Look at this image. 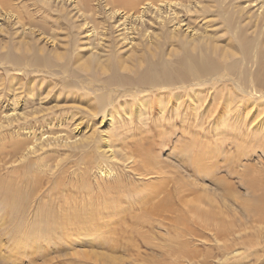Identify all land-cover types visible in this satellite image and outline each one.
Wrapping results in <instances>:
<instances>
[{
  "label": "bare ground",
  "instance_id": "bare-ground-1",
  "mask_svg": "<svg viewBox=\"0 0 264 264\" xmlns=\"http://www.w3.org/2000/svg\"><path fill=\"white\" fill-rule=\"evenodd\" d=\"M90 1L93 0H0V36L8 35L15 38L12 40L15 50L7 49L8 43L3 44L2 39H0V63L8 65L9 68H5L4 66L5 69H19L23 71H27V69L29 70L32 67L52 69L56 65L59 67L58 69L62 70V73L67 75L70 73L77 78L79 77V71H82L90 77V81H97L99 83L94 84L98 87L94 89H89L86 86L78 88L76 83L72 82H70L69 88L65 87L66 90L78 89L82 93V96L90 94L89 91V93H86V89L91 90L95 106L90 109L92 112L89 111L88 114L103 116L106 113L105 117L109 119L106 132L101 135L100 139L91 138L86 140L90 137L87 136L81 139L79 136L80 143L78 139L70 141L73 145L76 143V148H82L84 151L81 157L86 162H83L85 165V169L83 170L84 178L87 177L90 169L96 168L101 177H107L108 179L105 181V188H101L98 182L96 183L97 188L94 190L95 194L88 193L87 195H82V206L76 213L78 216L76 214L73 215L74 217L69 222L70 224H76L79 227L78 233L81 236L85 235L87 242L90 243V246H93L88 248V250L75 249L70 252L63 251L60 253V259H66L69 262L66 264H77L75 263V259H71L69 256L81 257L95 264H139L140 261L138 262V260L140 258L144 260V256H141L142 254H140L141 251L139 250L142 245L138 243H133L135 246L130 244L134 248L128 246V243L127 245H118L117 240L120 236L117 235L121 232L116 234L115 239H113L115 227L111 225L112 228L106 227L105 230H99L98 232L92 229L97 226V220H102L108 224L109 222L105 221L107 216H114L115 212H119L117 214H120L122 209L127 206L132 205L139 208L138 206L141 203L153 202L157 203L156 206L159 209L163 202L166 201V197L162 198V196H158L162 190L165 192L166 188L164 186L163 189L160 186V190L158 188L149 189V192L145 194V191L132 190V188L130 189V185L126 184L123 176L125 171L132 172L138 177L156 174L161 180L167 181V177L164 175L166 172L161 163H159L157 155L149 152V149L152 148L151 141H148L145 146L140 140L139 134L138 138L134 136L137 132L142 133L144 130L148 132L152 131L153 128L149 124L148 118H153L152 120L155 122L158 119L161 123V118H168L174 121L177 118L185 122L188 119L196 120L202 118L206 120L207 118L215 117L212 132L223 137L231 135L232 137L230 138L233 142L242 141L244 135L250 137L255 132H260L264 137V119L260 127L259 125L258 127H254L251 123L262 112L264 115V0H214V3H206V1L211 0H94L95 6ZM215 7H217L216 10L214 9ZM251 8L253 9L250 10ZM53 13L57 15L53 17ZM36 16L40 17L36 18ZM206 17H210V19L204 20ZM63 19L69 24L70 30L77 32L65 44L60 41L62 40L59 38L60 36L58 37V29L62 27L61 21ZM217 20L221 21L217 25L221 26L222 28H220L223 31L221 30L220 34L215 35L207 27L206 23H210L211 21L217 22ZM48 22L50 24H46ZM82 33H84L83 36H78V34ZM136 36L141 39L135 41ZM108 38L111 39V42L109 41L106 44L105 41L107 42L106 39ZM44 39H46L45 43L40 44V40ZM82 41L83 45L81 44ZM46 42L51 43V48H47ZM84 45L85 48L82 47ZM138 45L141 46L140 50H144L141 52L136 51L135 48ZM122 46H126V49L122 50ZM119 47L122 48L119 49ZM62 49L65 50L61 51ZM82 49L89 51V53L86 55L81 54ZM55 61L60 62L55 63ZM69 65L73 67L70 71L68 69ZM7 89L11 92L13 89L12 85H9ZM142 90L148 91L149 95L150 93L157 95L151 106L153 109L151 113L147 107L149 103L141 104L145 99L140 100L137 98V96L144 95L143 93L138 94ZM33 92L32 88H30L25 94L31 95ZM1 93L0 108L3 101L1 100ZM204 93H206L208 98L204 96ZM13 94L11 95V99L8 100L10 103L3 104V108L0 110V117H4L7 120L24 117V112L17 110V103L19 102L17 98L19 95L18 93ZM165 94L171 97L169 101L162 98ZM183 95H187L193 103H185ZM135 98L138 99L136 101H138L139 109L136 111V115H138L137 120L132 126L133 113L131 109L134 106H132V99ZM202 98H205L206 106L200 110L197 102ZM119 99H130V101L125 105H121L118 104ZM252 103H255L256 107ZM182 104H184L183 107H181ZM110 105L112 106L110 107ZM119 105L122 107H119ZM119 117L122 119L126 118L127 120L126 123L122 122L123 124H127L123 128L125 129L124 132H120L118 128L112 129L113 123ZM101 120L103 119L101 118ZM0 125L4 124L0 122ZM122 125L120 122L119 127ZM158 126L159 124H157ZM229 126L230 129H228ZM75 127L77 128L76 133L81 132L78 126ZM182 129L184 133L189 131L188 126L185 125H182ZM26 134L29 139L30 136L32 138L35 136L32 129L26 131ZM43 135L44 133L41 132V135L36 139H30L27 142H25L27 139L25 141L19 139L15 143V148H13L16 149L14 153H19L20 161L28 156L27 153L31 155L30 162L25 164L30 166V168L36 161L34 158L39 156L35 155L44 149V141H49L51 145L50 139L55 141L60 140L64 142V146L70 145L68 142V140H71L69 136L67 138L65 135L58 133H49L47 136L42 137ZM85 140L86 142H84ZM262 144L264 146V143H260L259 146ZM181 148L178 152L183 155L182 161L190 160L194 166L199 164L198 159L193 155V151L188 153L191 149H188L187 152L185 145H182ZM23 152H25L26 156ZM197 153L199 155V152ZM189 154L192 156L191 158ZM92 155H94V158ZM240 155H245V153L240 150L238 156ZM32 156L34 157L33 159ZM45 161L46 159L40 156L35 162H39L43 166L42 168L40 165L41 167H38L33 173L34 176H32L38 182H41L48 174V163L46 164ZM183 166L187 168L185 164ZM118 169L122 173H119ZM196 169H198L197 166ZM233 169L234 166L229 171L232 170V174L234 172L237 173V169ZM241 173L244 174L238 175L241 176L242 182L245 181L243 185L248 191L247 194L252 199H258L257 191L262 187L260 180L254 174V170L252 175L248 174L250 177H247V173H249L247 167ZM110 176L113 178L112 181L109 180ZM176 181H179V179ZM179 182V184L174 182L176 183L174 188L178 193V201L181 205V208H178L190 212V201L186 197L193 189L190 188V184L186 179H181ZM80 186L94 189L95 185L83 182ZM154 187L156 186L154 185ZM202 189L203 194H205L204 204L207 207L204 209V217L202 218L201 216V219L204 221L203 228L210 230L217 242L225 238L222 244H218V248H223V255L229 254L231 250H235L236 245H234V240L236 239L234 235L236 232H240L243 222L238 226L237 224L235 225L232 219L224 222V217L221 216L225 215V210H222V204L217 200L216 193L208 187ZM128 190H132V192H126ZM232 191L234 190L227 191V194ZM237 198L238 196L234 195L233 199ZM26 200V196L16 189H10V187L5 186L0 178V205L4 211L23 214L26 210ZM199 200L198 203H201V199ZM247 200L241 201L243 213L251 216L252 220H254L256 214L264 217V207L260 205L261 198L258 199V203L251 205L248 204ZM73 205L78 206V202ZM170 207H168V212L175 213L177 207ZM193 210H191V213ZM95 211L97 212L95 214H98L97 216L94 214ZM82 212L83 214L84 212L88 213V218L85 221L78 218ZM234 215L235 210H233ZM177 216L175 214V217ZM161 221L160 219L157 223ZM173 221L175 222L176 220ZM86 222H89V226H87ZM148 222L150 223V221ZM70 226L72 225H66L65 223L61 229L69 228ZM48 227L46 223L42 224V228ZM168 229V235L172 231L175 232L174 236L181 238L180 240L178 238L179 242L177 243L181 244L180 246L185 245L187 247L189 239L185 240V237L190 236L192 233L190 229L186 227L182 228L181 231ZM195 235L199 236L201 234L194 233ZM142 237L140 236L144 245L149 244V241L143 235ZM241 241L244 240L242 239ZM157 246L159 245L157 244ZM99 247H102L104 250H98ZM186 247H183V250L180 251L184 258L182 262L174 259L173 263L166 262V264H207V258L216 257L215 254L207 251V248L205 257L200 260L198 257L200 251L195 248ZM133 251H136V253ZM123 254L129 255L124 256ZM151 256L149 255L152 259ZM229 260L234 261L232 258H229ZM235 260L237 263L239 262L238 259ZM228 263L229 261L226 264Z\"/></svg>",
  "mask_w": 264,
  "mask_h": 264
},
{
  "label": "rangeland",
  "instance_id": "rangeland-1",
  "mask_svg": "<svg viewBox=\"0 0 264 264\" xmlns=\"http://www.w3.org/2000/svg\"><path fill=\"white\" fill-rule=\"evenodd\" d=\"M213 1L214 0L206 1V3H212ZM90 2L93 6H95L94 0ZM253 8H251L250 10H252ZM214 9L216 10L217 7H215ZM56 15L57 14L55 13L52 14L53 17H55ZM39 17L40 16H36V18ZM207 18L210 19V17H206L204 20H206ZM219 23H221V21L217 20V22H207L206 25L215 35H217L220 34L222 30V27L217 25ZM46 24L50 23L48 22ZM61 26L62 27L58 29V37L60 36L59 38L62 39L60 41L65 44L68 43V40L71 38V36L76 35L77 32L75 30H70L71 28L69 27V24L64 19L61 21ZM80 35L83 36L84 33L78 34V36ZM0 39H2L3 44L8 43L7 49L15 50L12 45V40L15 38H13L12 36L4 35ZM140 39L141 38L138 36L135 37V41H139ZM106 40V44H108L109 41L111 42L110 38ZM45 41L46 39L40 40V44L45 43ZM83 41L81 43L82 45L84 44ZM46 44L48 49L51 48V43L46 42ZM82 47L85 48V45ZM122 47H119V49H121ZM140 47V45L136 46V51L141 52L144 50H140ZM123 49L125 50L126 46L123 47L122 50ZM64 50L65 49H62L61 51ZM80 53L86 55L89 53V51H84V49H82ZM58 62L60 61H55V63ZM4 66L5 68H9L7 64L2 65L0 63V93L2 92L1 100H3L1 108H3V104L5 105L7 102H9L8 100L11 99V95H14L13 93H18L19 97L17 98V100L19 102L17 104L20 105H17V110L24 112V117L15 120H7L4 117H0V122L4 124L0 125V178L5 186L21 192L22 195L27 197V200L25 204L26 210L23 214H16L10 211L6 212L1 208L0 205V264H66L69 263L68 261H66V259H60L61 252H70L74 251L75 249L88 250V248H91V246H93H90V243L87 242V239H85V235L81 236V234L78 233L79 227L76 224H70L69 222L74 217L73 215H75L78 212V209H80V207L82 206V195L84 196L88 193L95 194L94 190L97 188L96 183L98 182L100 183L101 188H105V181L108 179L107 177H101L96 168L90 169L87 173V179L84 178L83 170L85 169V165L83 164V162H86L84 161V158H81L84 154V151L82 148H76V143H74L75 145L70 143V141L72 142L76 139H78L79 141V136L81 137V139H83V137L85 138L89 136L90 138H87L86 140H89L91 138L100 139L101 135L106 132V128L108 127L109 123V119L105 117L106 113L103 116H93L88 114L90 109L94 108L93 106H95L93 93H91L92 91L89 89L98 88L97 85H94L98 82L90 81V77L82 71H79V77L76 78V76H72L69 73V71L73 69L72 65H69L68 67V75L62 73V70L58 69L59 67L56 65H54L52 69L32 67L29 70L27 69V71L19 69H5ZM82 74H84L83 77ZM70 82L74 84L76 83L78 88L86 86L87 88H89L86 89V93L90 92V94H88L87 96H85L84 94L82 96V93H80L78 89L66 90L65 87L69 88ZM9 85H12L13 88L11 92H9V90L7 89ZM30 88H32V90L34 91L33 94H25ZM142 93L144 95L139 97L137 96V98L140 100L145 99V101L141 104H144L146 102L149 103L147 107L151 113L153 110L151 106L157 95L155 93H150L149 95L148 91L145 90L138 92L139 95ZM204 96L208 98V96H206V93H204ZM183 97L185 98V103H193V101H191L187 95H183ZM162 98H165L166 101H169L171 99V97L167 94L162 96ZM138 99H132V106L134 105L131 109L133 113V123H131L132 126L134 125V122L137 120L136 118L138 116L136 115V111L139 109L138 101H136ZM204 100L205 98H202L199 102H197L200 110L206 106ZM128 101H130V99H119L118 104L125 105ZM112 105H110V107ZM121 105H119V107H122ZM252 105L256 107L255 103H252ZM183 106L184 104H182L181 107ZM254 106L253 108H255ZM166 117H168V115H166ZM101 118L103 120H101ZM152 119L153 118H148L149 124L153 128L152 131L148 132L144 130V132L142 133L137 132L134 137L138 138L139 134L141 138L140 140L144 143L145 146L148 141H151L152 148L149 149V152L157 155L159 163H161V165L164 167V171L166 172L164 174L167 177L166 180L169 182L166 183L167 181L161 180V178L157 177L156 174H147L145 176L142 175L138 177L132 172L125 171L126 173L124 172L123 176L125 178L126 184L130 185V189L132 188V190L138 189L139 191H145V194L149 192V189L158 188V190H160L161 187L163 189L164 186L166 188L165 192L162 190V192L158 194V196L160 195V197L162 196V198L166 197V201L163 202V204L159 207L162 213L159 209H157V203H141L138 206L139 208L131 205L122 209L120 214H117L119 212H115L114 216H107V218H105V221H108L110 224H107L102 220H97V226L92 229L97 230L98 232L99 230H105L106 227L110 228L111 226H114L115 234L112 237L113 239H115L116 234L121 232L119 235H117L120 236L117 240L118 245H127V243L128 246L131 247H133V243L142 245L140 247L141 249L139 248V250L141 251V256H144V260L143 258H140L138 262H141L142 260L143 262H139V264H164V262L166 264V262L173 263L174 259L182 262L184 258L182 257L180 251L183 250V247L185 248L186 246H180L181 244L177 243L181 238L175 237V232L172 231L168 235V228L181 231L182 228L185 227L192 231L190 236L185 237V240L189 239L186 248H195L196 250L200 251V255L198 256L200 260L205 257L207 251H210V253L212 252L216 255V257L207 258V264H226L227 261H229L228 264H264V217L256 214L254 216V220H252L253 218L251 216L243 213V206H241V201L243 202L244 199H248L247 202L251 205L254 203H258V199L261 198L260 205L264 207V146L263 144L259 146L260 143H264L263 134H261L260 132H255V134H251L250 137L244 135L242 141L233 142L230 138L232 137L231 135H229L228 137H223L212 132V125L215 124V117H210V119L207 118L206 120L202 118H198L199 120L188 119L185 122H182L177 118H175V121L168 118H161V123L158 119L156 120V122ZM263 119L264 115L262 112L251 123L252 125H254V127H258V125L260 127ZM117 121H120L121 125L123 124L122 122H127L126 118L122 119L121 117H119ZM117 121L113 123L112 129L114 130L115 128H118L120 129V132H124L125 129L123 128H125L127 124H123L121 127H119L120 122ZM75 122L78 124L75 125ZM157 124H159L158 127ZM182 125L188 126L189 131H187V133H184ZM75 126H78L79 129H81V132L76 133L77 128ZM31 129L34 130L35 133V136L33 138L32 136H30V139L33 140L40 136L41 132L44 133L42 137L47 136L49 133H58L61 135H65L67 138L69 136L71 139L68 140L70 145L66 146H64V142H61L60 140L55 141L50 139V142L52 143L51 145L49 144V141H44V149L42 151H39V154L37 153L35 155L39 156L35 158L32 156V159L34 158L36 159V161L40 156H43L46 159V164L48 163V169L46 167L48 174L43 178V180H41V182H38L32 176H34V171L38 167L40 168L42 164H40L39 162L35 163V161L30 168V166H27L25 164L30 162L31 155L27 153L28 156H26L25 152H23L26 157L25 159L20 161L21 158L19 157V153H14L16 149H13L15 148V143L17 140L20 139L22 141H25L27 139L25 142L30 140L26 134V131ZM228 129H230V126L228 127ZM86 140L84 142H86ZM256 140L258 141V143ZM80 142L81 140L79 141V143ZM57 143H59L58 146ZM205 144L207 145L205 146ZM182 145H185L187 152L188 149H191V151L189 150L188 153L193 151V155H195V158L199 161V164L196 165L198 169H196V166L192 164V161H182L183 155L178 152ZM204 146L209 147L205 148ZM240 150L243 151L245 155L238 156V152ZM197 152H199V155ZM92 157L94 158V155H92ZM189 157L191 158L192 156L190 155ZM183 163L187 168L183 166ZM233 166V170L237 169V173L234 172V174H232V170L229 171V169H232ZM246 167L249 171L247 175H252L254 170V174L256 175V177H258L257 179H259L261 183L262 188L257 191L258 199L256 200L252 199L247 194L248 191L243 185V182L245 181L242 182V178L240 176L241 174H244L241 173V171H244V168ZM120 168L122 169L121 166ZM119 173H122V171L119 170ZM110 175L112 176V174ZM249 175L247 177H250ZM111 176L109 177V180L112 181L113 178ZM202 176L205 178H203ZM213 178L214 180L216 179L219 182L217 183V181H214ZM178 179L179 181H181V179H186L190 184V188L193 189V191L186 197L190 201L189 205L191 206L189 207L194 209L192 213L191 208L190 212H186L187 210L183 211L179 209L181 208V205L178 201V193L174 188L176 186V183H180L179 181H176ZM83 182L92 183L93 185H95L94 189L81 187L80 185ZM228 184L231 186H229ZM154 185L156 187H154ZM204 187H208L210 190H213L216 193L215 196L217 200L222 204V210H225V215L221 216L224 217V222L228 219H232L235 225L237 224V226L241 222H243L240 232L238 231L234 235V238L236 239L234 240V245H236L235 250H231V253L229 254L223 255V248H218V244H222L225 238L217 242L214 239L211 231L207 228H203L204 221L201 219V216L202 218L204 217V209L207 208L204 204L205 194H203L202 192V188ZM132 190H128L126 192H132ZM229 190H234L235 192L232 191L227 194V191ZM234 195L238 196V198L233 199ZM227 196L229 197L228 199ZM199 199H201L202 204L200 202L198 203V201H200ZM77 202L78 206H74L73 204H77ZM168 205L171 206L170 208L177 207L176 212L169 213ZM194 206H196L197 208ZM128 208H130L131 210ZM233 210H235L234 216ZM95 213L97 212L95 211L94 214ZM175 214H177L178 216L175 217ZM95 215L97 216L98 214ZM78 218L82 221H85L88 218V213L84 212L83 214L82 212V214H80ZM160 219L162 221L160 223H157ZM173 220L176 221L174 222ZM148 221H150V223ZM43 223H46V225H48L49 227L42 228ZM65 223L66 225H72L70 226L71 228H65L66 230L64 228L61 229L62 226L65 225ZM86 224L87 226H89V222H86ZM135 229L137 230V233ZM147 230L149 231V233ZM128 233H131V235H129ZM194 233H199L201 235L194 236ZM142 235L149 241V244L144 245V242L141 239L143 238ZM175 238L177 239V241ZM242 239L244 241H241ZM157 244L159 246H157ZM207 248L208 250L206 251ZM98 250L104 249H102V247H99ZM133 252L136 253V251ZM148 254L150 256L154 255L151 256L152 259ZM123 255L126 256L129 254ZM69 257L71 259H75V263L77 264H95L94 262L83 259L81 257ZM156 257L158 258L156 259ZM229 258L234 259V261L229 260ZM235 259H238L239 262L237 263Z\"/></svg>",
  "mask_w": 264,
  "mask_h": 264
}]
</instances>
